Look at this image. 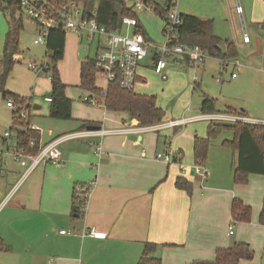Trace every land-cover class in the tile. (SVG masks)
Masks as SVG:
<instances>
[{"label":"crops","instance_id":"crops-1","mask_svg":"<svg viewBox=\"0 0 264 264\" xmlns=\"http://www.w3.org/2000/svg\"><path fill=\"white\" fill-rule=\"evenodd\" d=\"M238 2L242 10L240 18L246 16L261 22L264 13L260 19L254 13L264 12V0ZM236 6L233 0H178L177 9L181 16L206 21L232 11L238 16ZM138 24L144 31L139 20ZM263 29L262 26V32ZM79 44L85 43L79 41ZM70 46V53L77 50L80 53L83 48ZM85 50L86 58H81L82 62L89 58ZM145 61L137 69L134 94L136 88L146 86L142 72L149 67L144 65ZM81 64L77 82L72 86L77 90L62 82L65 97L71 101L70 120L50 119L49 106L45 116H41V107L31 106L29 102L32 123L47 124L45 128L49 130L42 134L39 128L38 141L46 145L58 137L82 131L114 133L64 142L59 146L62 167L41 163L24 180V169L18 164L10 159L0 162V195L4 196L0 201V246L3 247L0 264H137L145 243L156 245L152 256L161 264L212 261L217 249L230 248L235 243L248 244L253 254V242L264 241V226L258 223L264 200V176L249 175L246 184H234L231 150L216 149L211 156L209 148L203 163L208 172L201 179L193 168L196 162L193 143L197 136L186 127L202 121L142 131L139 128L150 126H140L126 114L106 111L101 98L79 87ZM150 68L153 69L152 65ZM96 79L95 87L103 89L105 85H97ZM80 91L89 96H82ZM50 93L51 85L36 89V94L47 104ZM73 93L83 104L88 105L82 101L83 97H90L97 105L75 104ZM169 120L173 119L164 117L161 123ZM96 127L100 129L94 130ZM128 128L135 130L124 131ZM166 151L171 153L172 163L155 161V154ZM178 178L190 183V195L176 188ZM89 181L95 184L82 210L74 190ZM233 200L249 207L253 220L234 223L233 234L228 236ZM89 228L95 229L97 238L60 234L63 230ZM239 264H264V252L253 254L251 261Z\"/></svg>","mask_w":264,"mask_h":264},{"label":"rangeland","instance_id":"rangeland-1","mask_svg":"<svg viewBox=\"0 0 264 264\" xmlns=\"http://www.w3.org/2000/svg\"><path fill=\"white\" fill-rule=\"evenodd\" d=\"M233 2L234 6L239 4L238 0H233ZM126 3L130 7L129 2ZM98 4L99 0H90L92 8L97 7ZM233 12H226L211 19L213 21V35L219 39L221 52L227 55L228 44H232L235 50L233 58L222 60L223 64H227L223 68L221 61L213 57H208L204 65L197 69L177 64L171 59L164 72L167 79L163 82L161 77L150 68V61H145L144 65L149 67V69L142 72L146 86L136 88L135 93L139 96H152L155 98L157 106L164 113L165 120H177L182 117H193L202 114L200 104L204 99H213L215 102L214 109L218 112L227 113L229 108L233 110L242 109L248 117L264 120V73L262 74V69H264V33L261 31V27L264 25V17L261 22L260 20L256 22L249 20L246 16L240 18ZM263 13V10H259L254 15L260 19ZM14 17L22 24L18 37L17 55H15H19L22 59L19 63H15L12 59L14 66L7 78L5 90L30 102L31 106L33 104L39 105L42 109L41 116H45L49 104L44 103L43 97L36 94V89L37 87H50V81L47 72L44 71V68L46 69L44 66L47 64L46 62L49 63L50 67L53 65L52 60H49L52 54L47 51L45 45H33V40L36 37L35 28L27 19L17 17V14ZM136 17L149 41L156 46H162L164 44L163 24L159 17L155 14L142 12H137ZM12 26L13 22L7 2L6 0H0V53L3 51L5 36ZM244 33L249 38L248 44L242 43ZM70 37L69 34L65 35L63 57L54 66L61 82L65 81L64 83L75 91L77 89L72 86H75L77 82L82 59L78 50L76 53L75 51L69 52L70 45L75 46L77 49L87 48L89 59H93L95 56V46H87L85 42L81 45L78 39ZM176 59L182 60L180 57H176ZM29 62L35 63L37 67H42V69L31 71L27 67ZM235 64L238 66L237 68L234 66ZM232 74H235L236 77L231 78ZM96 81L97 85H104L99 77ZM73 94V99L77 104L80 99L77 98L76 93ZM82 96L89 95L82 93ZM78 104L88 106L82 102ZM35 125L41 129L42 134L49 131L45 128L47 124L36 123ZM207 126L208 122H197L188 125L186 129L194 131L198 138H203L206 136ZM10 127V110L6 109L5 100L0 93V134ZM232 139L233 133L231 131L219 133L215 139L208 143L211 156L216 149L223 148V150H226L227 148L223 147L222 142L225 140L231 141ZM3 197L0 195V201ZM252 220L251 213L249 223H252ZM252 247L255 256L261 255L264 252V241L258 239L253 242Z\"/></svg>","mask_w":264,"mask_h":264},{"label":"built area","instance_id":"built-area-1","mask_svg":"<svg viewBox=\"0 0 264 264\" xmlns=\"http://www.w3.org/2000/svg\"><path fill=\"white\" fill-rule=\"evenodd\" d=\"M13 6L12 17H24L35 28L36 37L33 45H46L49 31L59 30L62 33L75 36L80 42L95 46L94 64L96 76L104 83L101 89V99L105 98L108 86L118 80L119 87L125 91H134L138 80L137 69L146 59L150 60L153 70L162 80H166L165 69L171 59L177 64H184L187 67L197 69L202 66L210 56L198 46L183 43L180 40V28L182 26L181 15L177 9L178 0H124L126 7L135 14L137 12L160 14L157 15L163 24L162 35L164 44L156 46L149 41L140 30H136L138 19L136 17L124 16L121 19V31H109L97 23V7L92 8L89 0H10ZM129 2L130 7L127 6ZM235 13L241 17L242 10L236 6ZM264 28V25H263ZM264 32V29H263ZM243 44L249 43L247 34L242 38ZM176 57L182 58L177 60ZM15 63L22 59L19 55L13 56ZM222 64V68L227 65ZM238 67L236 64L234 65ZM27 67L31 71H37L35 63L29 62ZM45 67V66H44ZM3 68L0 60V77ZM264 72V69H262ZM235 74L231 78H235ZM51 102L50 98L46 99ZM82 101L88 105L96 106L97 103L90 97H83ZM6 107L10 110L11 127L0 134V162L3 159H10L24 169L22 180H24L41 163L50 164L56 168L63 166L59 146L72 139L86 138L90 136L102 137L114 131L99 130L96 133L82 131L56 138L52 142L41 145L39 141L30 139L24 148L19 144V134L33 132L39 135L40 129L31 121V108L25 104H15L11 99L6 100ZM30 106V105H29ZM205 121L218 124H261L264 120H256L246 116L232 115L229 113L200 114L194 117H182L177 120H169L147 128H139L142 131H158L166 128L184 126L189 123ZM135 129L128 128V132ZM36 148V151L34 149ZM97 155L101 150L97 148ZM155 161L165 164L172 163V156L169 151L155 154ZM194 172L201 179L207 175V170L202 163L196 161ZM95 181H89L80 187L75 188V194L83 197L85 207L94 187ZM12 196L8 195L7 200ZM5 199V200H6ZM4 200V201H5ZM84 207L82 210H84ZM234 221L231 220L227 235L233 234ZM60 234L71 237L97 238L94 228L83 231H60Z\"/></svg>","mask_w":264,"mask_h":264},{"label":"trees","instance_id":"trees-1","mask_svg":"<svg viewBox=\"0 0 264 264\" xmlns=\"http://www.w3.org/2000/svg\"><path fill=\"white\" fill-rule=\"evenodd\" d=\"M90 1V0H89ZM9 13L12 18L13 26L5 36L4 47L0 53L1 65L3 68L0 77V93L6 101L11 99L15 104H25L29 106V102L13 95L5 90V84L9 73L12 71L14 63L12 57L17 55V45L19 32L22 29L21 21L14 20L13 4L10 0H6ZM86 2V0H85ZM160 13L157 12L156 16ZM124 16L136 17L134 12H131L124 0H99L97 6V23L105 27L109 31H121V19ZM182 26L179 30L180 40L193 46L201 48L208 56L221 61L225 58H233L235 56L234 46L228 44L227 55L221 52L219 47V39L213 35L212 21L200 20L194 16L182 15ZM136 30L146 37L144 31L136 26ZM65 34L59 30H51L46 39V49L52 54L49 58L53 62L50 67L49 63L45 65L44 71L48 74V79L51 85L48 117L54 120L68 121L71 119V101L65 97V86L59 79L55 69V63L62 59L64 54ZM46 55V53H45ZM94 58H87L81 64L79 87L87 91L90 95L101 98V90L95 87L96 68ZM103 104L106 111L112 113L126 114L129 119L136 120L140 126H153L160 124L164 118V113L156 105L155 98L151 96H139L132 91H125L119 87V82L116 80L108 86ZM213 99H204L200 104V111L203 114H216L214 109ZM229 114L246 116L243 110H227ZM231 131L233 139L231 141H223V147L231 150L234 156V171L233 181L236 185H244L247 183L249 175L264 176V125L261 124H218L209 123L206 129L204 138L196 137L193 143V156L195 161L204 163L208 153V143L215 139L219 133ZM19 144L22 147L27 146L30 139L38 141V134L33 132H25L19 134ZM36 151V148L33 152ZM176 188L185 191L188 195L191 194V185L182 178L175 181ZM79 200L80 207L83 209V197L80 194H75ZM74 196V197H75ZM251 210L244 206L241 201L233 200L231 205V217L234 223H248L250 221ZM258 223L264 226V200L262 202L261 212L259 214ZM156 249L155 244L145 243L142 254L137 264H161L160 260L152 256ZM3 247L0 246V251ZM253 257L250 247L246 243H235L230 248H219L215 251V256L212 261H196L190 264H239L241 261H251Z\"/></svg>","mask_w":264,"mask_h":264},{"label":"water","instance_id":"water-1","mask_svg":"<svg viewBox=\"0 0 264 264\" xmlns=\"http://www.w3.org/2000/svg\"><path fill=\"white\" fill-rule=\"evenodd\" d=\"M79 56H80V58L85 59L86 58V50L85 49H81L80 53H79ZM93 129L94 130H99L100 127H96V128H93Z\"/></svg>","mask_w":264,"mask_h":264}]
</instances>
